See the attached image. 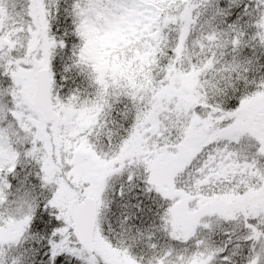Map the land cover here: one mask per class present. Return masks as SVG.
Instances as JSON below:
<instances>
[{
    "label": "snow or ice",
    "instance_id": "6c2138e0",
    "mask_svg": "<svg viewBox=\"0 0 264 264\" xmlns=\"http://www.w3.org/2000/svg\"><path fill=\"white\" fill-rule=\"evenodd\" d=\"M0 264H264V0H0Z\"/></svg>",
    "mask_w": 264,
    "mask_h": 264
}]
</instances>
